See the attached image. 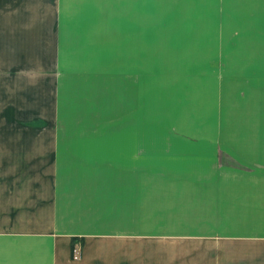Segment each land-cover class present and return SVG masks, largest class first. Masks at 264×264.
<instances>
[{"label":"crops","instance_id":"1","mask_svg":"<svg viewBox=\"0 0 264 264\" xmlns=\"http://www.w3.org/2000/svg\"><path fill=\"white\" fill-rule=\"evenodd\" d=\"M5 1L0 93L103 76L107 28L123 63L110 129L0 132V264H264V28L260 52L169 56L139 50L140 0Z\"/></svg>","mask_w":264,"mask_h":264},{"label":"rangeland","instance_id":"2","mask_svg":"<svg viewBox=\"0 0 264 264\" xmlns=\"http://www.w3.org/2000/svg\"><path fill=\"white\" fill-rule=\"evenodd\" d=\"M5 2L0 0V5ZM261 27L264 28V0H140L139 50L147 52L151 46H147L148 43L154 42L156 53L173 56L181 52L178 47H184L176 44L197 39L201 43L198 51L202 48L204 58L210 53H222L224 49L226 52H260ZM116 34L115 28L103 29V76H26L23 83L14 81L10 92L0 93V120L6 118L10 123L5 128L0 121V132L32 130L27 122L33 119L37 122L40 116L45 133L74 131L75 128L82 131L85 127L99 129L103 127L101 118L110 129L115 116L117 74L123 63L115 58ZM250 38L251 43L247 41ZM168 62L178 63V60ZM145 79L141 77V81ZM57 80L61 86L56 85ZM98 81H103V85L97 84Z\"/></svg>","mask_w":264,"mask_h":264},{"label":"built area","instance_id":"3","mask_svg":"<svg viewBox=\"0 0 264 264\" xmlns=\"http://www.w3.org/2000/svg\"><path fill=\"white\" fill-rule=\"evenodd\" d=\"M81 255H82V250H81V246L79 244H76L73 248V260L78 261L81 259Z\"/></svg>","mask_w":264,"mask_h":264},{"label":"trees","instance_id":"4","mask_svg":"<svg viewBox=\"0 0 264 264\" xmlns=\"http://www.w3.org/2000/svg\"><path fill=\"white\" fill-rule=\"evenodd\" d=\"M75 241V240H74Z\"/></svg>","mask_w":264,"mask_h":264}]
</instances>
